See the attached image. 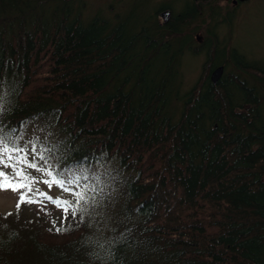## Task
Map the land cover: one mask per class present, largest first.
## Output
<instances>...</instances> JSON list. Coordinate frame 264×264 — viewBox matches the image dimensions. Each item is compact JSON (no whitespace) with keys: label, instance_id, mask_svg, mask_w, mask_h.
<instances>
[{"label":"trees","instance_id":"trees-1","mask_svg":"<svg viewBox=\"0 0 264 264\" xmlns=\"http://www.w3.org/2000/svg\"><path fill=\"white\" fill-rule=\"evenodd\" d=\"M76 1L0 0V147L79 183L0 214V264H264V65L227 47L238 6Z\"/></svg>","mask_w":264,"mask_h":264},{"label":"rangeland","instance_id":"rangeland-1","mask_svg":"<svg viewBox=\"0 0 264 264\" xmlns=\"http://www.w3.org/2000/svg\"><path fill=\"white\" fill-rule=\"evenodd\" d=\"M164 2L171 4L176 12H179L184 6L182 0H154L148 3V7L152 11L159 8ZM228 2L222 0L220 4L226 5ZM123 3L124 1L121 0H119V3L117 0H78L74 3V6L75 9H82L85 18H91L99 12L108 17L114 15L115 10L123 11L125 7ZM112 4L115 5V9L111 7ZM232 4L230 0L229 5L233 6ZM118 5L120 9H118ZM225 8L226 6H223L221 12ZM234 16L236 19L233 20V27L231 28L234 44L249 60L264 65V0L245 1L235 8ZM220 18L223 19V15L219 14V20ZM157 20L162 23L163 17L159 16ZM221 29L225 32L230 27L222 25ZM187 64L190 69L186 70L183 67L182 78L184 85L190 84L191 86L196 77L199 76L201 64L196 62L194 58H188ZM27 133L30 135L29 140L38 135L35 131ZM25 135L23 136L24 140ZM40 149L28 148L27 152L20 151L21 155L23 154L29 158L28 164L21 166L19 161L14 160V157H18L17 153L0 147V214L10 213L21 206L25 207L26 210L32 209L33 205L36 207L39 195L42 194L50 196L51 199L47 202H51L56 207H60L61 203L63 205L64 202H74L76 200L73 188L79 183L72 182L70 178H67L71 177L72 173L68 171L66 176L63 174L62 178L65 180L59 184L46 169L47 164L42 159ZM31 163L33 167H31ZM96 170V167L92 168V171ZM46 213L50 214L49 217L51 218L57 212L47 209Z\"/></svg>","mask_w":264,"mask_h":264},{"label":"water","instance_id":"water-1","mask_svg":"<svg viewBox=\"0 0 264 264\" xmlns=\"http://www.w3.org/2000/svg\"><path fill=\"white\" fill-rule=\"evenodd\" d=\"M161 16L163 17V19L165 21H168L171 17V10H168V9L164 10L161 13ZM223 73H224V66H219L216 69H214V71L212 73V80L214 81V83H217L219 81V79L222 77Z\"/></svg>","mask_w":264,"mask_h":264},{"label":"flooded vegetation","instance_id":"flooded-vegetation-1","mask_svg":"<svg viewBox=\"0 0 264 264\" xmlns=\"http://www.w3.org/2000/svg\"><path fill=\"white\" fill-rule=\"evenodd\" d=\"M227 1H229L227 4H228V6H231V5H229V3H230V0H227ZM232 1V5L233 6H231L232 8L233 7H235V6H239V5H241V4H243L245 1H248V0H244V1H242V0H231ZM196 38H197V41L198 42H202L203 41V38H202V35H200V34H197L196 35Z\"/></svg>","mask_w":264,"mask_h":264},{"label":"bare ground","instance_id":"bare-ground-1","mask_svg":"<svg viewBox=\"0 0 264 264\" xmlns=\"http://www.w3.org/2000/svg\"><path fill=\"white\" fill-rule=\"evenodd\" d=\"M243 1H244V0H243ZM118 9H120V8H119V5H118ZM227 20H228V19H227ZM221 21H222L221 26H222V25H226L227 27H230V24H231V23H226V24H225V23H223V22H225V21H223V20H221ZM221 26H220V28H221ZM221 30H222V29H221ZM233 43H234V39H231L230 41H228V43H227V47L230 49V48L232 47ZM171 112L174 113V110H172ZM245 132L248 133V132H250V130H246Z\"/></svg>","mask_w":264,"mask_h":264}]
</instances>
